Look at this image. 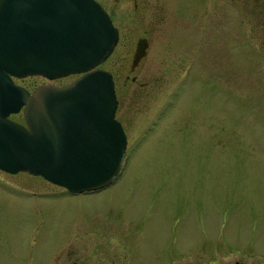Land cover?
Here are the masks:
<instances>
[{
    "label": "rangeland",
    "instance_id": "1",
    "mask_svg": "<svg viewBox=\"0 0 264 264\" xmlns=\"http://www.w3.org/2000/svg\"><path fill=\"white\" fill-rule=\"evenodd\" d=\"M242 2L172 31L189 69L135 103L141 113H130L126 161L110 184L71 193L0 170V264H264V35L252 17L260 11L246 18ZM113 50L98 67L116 65Z\"/></svg>",
    "mask_w": 264,
    "mask_h": 264
},
{
    "label": "water",
    "instance_id": "2",
    "mask_svg": "<svg viewBox=\"0 0 264 264\" xmlns=\"http://www.w3.org/2000/svg\"><path fill=\"white\" fill-rule=\"evenodd\" d=\"M118 32L97 0H0V170L71 193L100 189L124 167L112 75L98 67ZM31 93L12 77L55 80ZM23 109L24 123L9 115Z\"/></svg>",
    "mask_w": 264,
    "mask_h": 264
},
{
    "label": "flooded vegetation",
    "instance_id": "3",
    "mask_svg": "<svg viewBox=\"0 0 264 264\" xmlns=\"http://www.w3.org/2000/svg\"><path fill=\"white\" fill-rule=\"evenodd\" d=\"M97 1L108 13L118 32V41L114 49L116 52L119 51L122 53V58H118L115 61L117 62L116 65L112 68L104 67L102 69L108 71L113 78L117 99L115 117L120 122L125 133L127 139V152L130 140V130H128V125L131 123L130 113L135 109L136 113H141V111H138L140 109L135 106V103L146 94L149 87H157V81L159 79H161L160 83L162 85L168 86L170 75L178 74L181 70V72L184 73L185 67L189 69L188 63L187 66L184 65L186 55L174 49L175 46H177L178 40L176 37L177 35L174 36L172 31L181 25H199L203 12L207 15L208 13L216 14L219 10L220 12L224 10L227 14L234 6L235 0ZM240 6L244 8L246 18L248 17L250 8L252 11L257 8V13L260 11L259 16L252 14V17L254 21L258 19L264 35V0H243ZM162 24L163 27H160ZM159 29H161V32L165 33L164 35L166 36H154V31H158ZM161 37L163 39L156 40L154 43L155 39ZM123 72H125V74H123ZM154 73L158 76L153 79L147 77V75ZM71 76L73 79L77 77V75ZM33 78H39L42 81L37 83ZM12 82L17 86L23 87L30 93L38 86L52 84L42 76L12 77ZM55 86L63 85L56 84ZM130 87H132L133 90L138 89L136 96H138L139 99L126 101L127 96L123 98V93H127ZM167 108L168 103L165 102L152 121L141 130L140 134L135 139V143L130 145L132 149H137L146 138V135L159 124L162 117L161 114H164ZM23 109L24 107H21L17 112L10 114L9 118L17 123H24ZM137 125L135 119V126L133 127L136 129ZM234 264L240 263L235 260Z\"/></svg>",
    "mask_w": 264,
    "mask_h": 264
}]
</instances>
